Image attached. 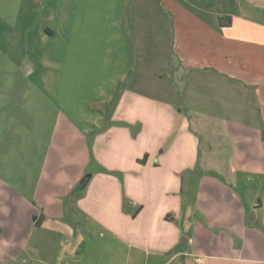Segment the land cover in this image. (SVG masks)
<instances>
[{"label": "crops", "instance_id": "obj_1", "mask_svg": "<svg viewBox=\"0 0 264 264\" xmlns=\"http://www.w3.org/2000/svg\"><path fill=\"white\" fill-rule=\"evenodd\" d=\"M1 132L42 158L62 264H264V0H0ZM198 173L251 184L239 247L180 245Z\"/></svg>", "mask_w": 264, "mask_h": 264}, {"label": "rangeland", "instance_id": "obj_2", "mask_svg": "<svg viewBox=\"0 0 264 264\" xmlns=\"http://www.w3.org/2000/svg\"><path fill=\"white\" fill-rule=\"evenodd\" d=\"M19 81L21 85L20 78ZM42 100L38 96L33 98L36 105ZM36 111L38 110L36 109ZM0 135L4 136L5 133L1 132ZM6 136L5 149L16 152V155L4 154L0 156V264H62L64 260L68 259L72 262L77 261L76 257L69 258L57 248L59 240L54 236L57 225L55 226V223L49 220L39 229L46 231V235L50 236L46 247L43 246L42 249L33 248L30 224L33 217L39 213L37 203L39 200L43 201L41 192L36 187L38 186L39 166L42 158L27 156L25 153L27 151L17 148V146L22 145V142L12 140L16 138L15 136ZM12 147H14L13 150ZM0 153H4L1 147ZM12 166L19 168L20 172L15 173ZM210 175L198 173L195 177L196 182L190 181L184 184V190L181 194L183 201L192 200L195 206L191 207L192 211L188 213L181 224L179 223L181 229L180 245H183V237H187L184 246L186 249L201 248L203 244H207V249L211 252L217 248H221L223 251L231 247L237 248L241 245V239L235 234L232 236L229 234L230 225L235 227L236 222H238L232 218L234 212L232 210L235 209V204L230 203V199L243 200L245 212L248 211L247 219H245L247 222L250 221L252 210L247 205L251 197L253 198L250 194L251 190L248 188L251 184H208L206 177ZM12 182L18 184H11ZM53 184L59 183L55 181ZM54 192L56 191L54 190ZM53 198L51 195L49 200L54 201ZM53 207H55L54 204ZM185 221L187 225L184 224ZM254 243L252 240L245 243V252L247 253L244 255L264 258L263 246L256 244V248L250 251ZM4 249L12 250L14 258H9L8 252L3 253L2 250Z\"/></svg>", "mask_w": 264, "mask_h": 264}, {"label": "trees", "instance_id": "obj_3", "mask_svg": "<svg viewBox=\"0 0 264 264\" xmlns=\"http://www.w3.org/2000/svg\"><path fill=\"white\" fill-rule=\"evenodd\" d=\"M144 158H145V155L143 156V158H142V159H139V162H142V161H144ZM36 224H38V221H36Z\"/></svg>", "mask_w": 264, "mask_h": 264}]
</instances>
